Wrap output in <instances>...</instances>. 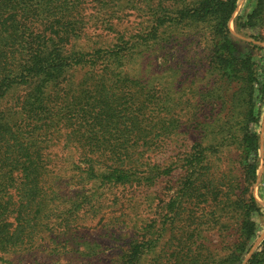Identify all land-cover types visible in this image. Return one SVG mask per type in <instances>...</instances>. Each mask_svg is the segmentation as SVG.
<instances>
[{
	"label": "trees",
	"instance_id": "obj_1",
	"mask_svg": "<svg viewBox=\"0 0 264 264\" xmlns=\"http://www.w3.org/2000/svg\"><path fill=\"white\" fill-rule=\"evenodd\" d=\"M249 1L253 9L234 27L252 42L228 27L239 0H132L146 10L147 28L126 38L110 24L117 42L82 52L76 44L86 33L88 0H0V263L45 237L55 252L57 237L100 213L99 190L150 186L177 169L183 175L164 206L160 234L131 242L119 264H141L163 232L171 233L170 249L175 230L179 249H167L162 264H185L191 254L195 264H264V240L252 250L264 217L252 193L264 114V0ZM176 32L205 61L193 92H162V77L153 85L132 70L146 51L170 48ZM208 107L216 111L204 113ZM182 127L198 141L172 165L153 163L149 153ZM58 145L76 151L67 176L51 163L57 154L49 149ZM222 151L236 153L237 176L218 174ZM202 228L222 240V250L205 258ZM145 230L155 233L154 224ZM188 233L193 240L185 245Z\"/></svg>",
	"mask_w": 264,
	"mask_h": 264
},
{
	"label": "rangeland",
	"instance_id": "obj_2",
	"mask_svg": "<svg viewBox=\"0 0 264 264\" xmlns=\"http://www.w3.org/2000/svg\"><path fill=\"white\" fill-rule=\"evenodd\" d=\"M98 1L88 0L85 12L82 14L84 20L88 22L84 37L76 44L82 52H91L98 48L105 49L115 44L119 36L115 37L112 32V34L109 33L107 26L110 24L113 25L115 31L124 34L126 38L144 30L149 25L146 22L148 20L146 10L139 11L137 5H132V0H103L105 2L97 3ZM141 7H144L143 2ZM253 7L254 4L249 0H239L237 9L228 24L232 35L246 42H252V40L235 31L234 20L239 14L250 12ZM137 15L139 18L141 17L140 24H137L139 19ZM173 36L177 40L170 48L168 47L156 55L146 51L143 57L134 61L132 70L137 73L139 71L142 74V79L153 85L157 83L155 81L157 76L162 77L161 83H159L161 88H157L162 92H165L166 89L175 92L179 88L186 89L187 93L189 90L193 92V87L199 83L197 77L204 75L202 65L205 61L195 45L186 43L190 40L180 38V34L177 32L173 33ZM262 36L264 38V31ZM259 45L264 47V43ZM82 74L83 71H78L74 76V81H78ZM211 109L216 111L213 107H208L204 113ZM199 138L196 132L189 131L187 133L183 127L179 128L176 134L161 143L160 150L149 153V157L158 166L172 165L176 158ZM49 150L57 154V158L52 157L51 163L63 168V176L69 175L70 171L67 170L70 169L71 162L76 159V151L71 146L63 147L62 145L50 147ZM222 152L218 154L216 162L218 174L226 175L231 172L237 176L236 153ZM259 154L257 181L253 186L252 193L264 210V114L260 129ZM59 156L66 161L60 160ZM182 175L183 172L176 169L169 176L162 175V178H157L155 183L150 186L103 188L97 192L100 200L103 201L100 213L94 218H91V215L84 216L72 227L73 235L70 236L69 233L57 237L56 243L61 244L55 252H51L53 244L45 237L37 242L38 248L21 250L17 254L5 256V259L9 260L11 264H119V255L127 249L131 242H146L160 234L158 230H160L163 221L164 206L174 195ZM88 186L86 185V187ZM73 189L69 185L64 188V191L71 192ZM257 222L261 231L252 250L264 240V217ZM152 224H154L153 232L155 233L150 234L145 229ZM192 229L194 226H191L189 231ZM201 231L206 232L203 233L204 238L201 241L203 258L209 255V251L211 254L220 252L222 240L216 230L208 232L206 228H202ZM173 234L177 235L172 241L173 246L170 249L167 248L166 242L171 233L163 232L162 237L155 241L153 249L144 255L141 264H151V259H154L156 264H162L164 252L167 249L170 251L174 247L179 249L181 236L176 230ZM184 237L185 245L190 244L193 240L190 233ZM68 239L71 241L70 247L65 248L63 242ZM189 256L184 259L185 264H195L193 263V254ZM208 258L210 257H206V259Z\"/></svg>",
	"mask_w": 264,
	"mask_h": 264
}]
</instances>
